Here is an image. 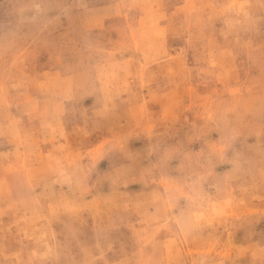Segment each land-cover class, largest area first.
<instances>
[{
  "label": "rangeland",
  "instance_id": "rangeland-1",
  "mask_svg": "<svg viewBox=\"0 0 264 264\" xmlns=\"http://www.w3.org/2000/svg\"><path fill=\"white\" fill-rule=\"evenodd\" d=\"M0 264H264V0H0Z\"/></svg>",
  "mask_w": 264,
  "mask_h": 264
}]
</instances>
